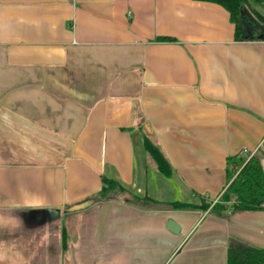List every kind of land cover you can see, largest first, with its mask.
Masks as SVG:
<instances>
[{"label": "crops", "instance_id": "1", "mask_svg": "<svg viewBox=\"0 0 264 264\" xmlns=\"http://www.w3.org/2000/svg\"><path fill=\"white\" fill-rule=\"evenodd\" d=\"M254 11L264 19V0H247L237 40L209 2L0 0V264H227L231 245L264 250V210L166 206L220 202L229 158L255 156L264 174ZM103 177L124 193L98 198Z\"/></svg>", "mask_w": 264, "mask_h": 264}, {"label": "trees", "instance_id": "2", "mask_svg": "<svg viewBox=\"0 0 264 264\" xmlns=\"http://www.w3.org/2000/svg\"><path fill=\"white\" fill-rule=\"evenodd\" d=\"M214 3L221 6L228 13L230 21L235 25V39L240 40V27L242 21V10L247 4V0H195ZM256 19L264 22L262 16L254 11ZM159 41H170V38H157ZM143 146L154 160L158 171L168 177L170 167L161 152L150 142L147 137H143ZM229 171L235 178L230 182L223 192L220 202L211 205L204 199H199V204H188L172 202L166 206L171 210L198 211L205 212L209 209L219 216L225 209V204L231 202V208L235 211L264 210V174L260 161L257 157L251 156L246 162L240 159L229 158L227 161ZM103 187L98 194V198L106 199L110 195L123 194L124 189L115 181L102 178ZM129 201L139 205H153L157 203L148 198L131 196ZM63 241L65 239L62 232ZM64 243V242H63ZM227 264H264V250L254 247H243L231 245L227 250Z\"/></svg>", "mask_w": 264, "mask_h": 264}, {"label": "water", "instance_id": "3", "mask_svg": "<svg viewBox=\"0 0 264 264\" xmlns=\"http://www.w3.org/2000/svg\"><path fill=\"white\" fill-rule=\"evenodd\" d=\"M79 208H81V207L80 206H74L72 210L79 209ZM167 228L173 233L179 232V227L173 220L167 221Z\"/></svg>", "mask_w": 264, "mask_h": 264}, {"label": "rangeland", "instance_id": "4", "mask_svg": "<svg viewBox=\"0 0 264 264\" xmlns=\"http://www.w3.org/2000/svg\"><path fill=\"white\" fill-rule=\"evenodd\" d=\"M253 6H254V5H247L245 8L251 10V9L253 8ZM255 7H256V9L262 10L261 7L258 6V5H256ZM255 7H254V8H255ZM254 21L257 22V23L264 24V22H261V21H259L258 19H254ZM247 24H248L250 27H251V26H254L253 22H252L250 19L247 20Z\"/></svg>", "mask_w": 264, "mask_h": 264}, {"label": "built area", "instance_id": "5", "mask_svg": "<svg viewBox=\"0 0 264 264\" xmlns=\"http://www.w3.org/2000/svg\"><path fill=\"white\" fill-rule=\"evenodd\" d=\"M260 148H262L263 150H264V140L262 141V143H261V145H260ZM243 154H250V152L249 151H247V150H244L243 151ZM252 155V154H251Z\"/></svg>", "mask_w": 264, "mask_h": 264}]
</instances>
